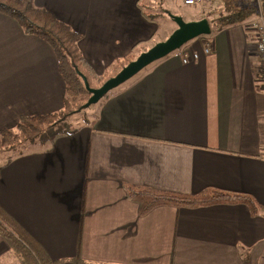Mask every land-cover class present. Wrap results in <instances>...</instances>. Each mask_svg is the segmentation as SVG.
Here are the masks:
<instances>
[{
	"label": "crops",
	"instance_id": "crops-1",
	"mask_svg": "<svg viewBox=\"0 0 264 264\" xmlns=\"http://www.w3.org/2000/svg\"><path fill=\"white\" fill-rule=\"evenodd\" d=\"M135 2L34 0L81 34L80 52L97 77L165 40L164 27ZM251 20L193 38L183 47L199 59L181 63L183 47L169 53L110 90L74 127L7 158L14 165L25 157L28 194L1 206L28 200L29 215L5 211L51 260L264 264V86ZM175 28L165 26L168 35ZM65 96L51 47L0 13V130L62 109ZM13 173L25 176L18 168L0 177ZM129 188L185 196L214 188L247 198L142 213ZM0 264H14L1 236Z\"/></svg>",
	"mask_w": 264,
	"mask_h": 264
},
{
	"label": "trees",
	"instance_id": "trees-1",
	"mask_svg": "<svg viewBox=\"0 0 264 264\" xmlns=\"http://www.w3.org/2000/svg\"><path fill=\"white\" fill-rule=\"evenodd\" d=\"M214 6L199 18L209 20L211 28L209 35L223 27L239 24L256 15L255 6L242 0H215ZM262 12L264 14L263 6ZM0 13L12 17L25 34L37 36L51 47L57 59V71L65 83L66 95L63 108L56 112L20 116L15 125L17 130L15 134L8 128L1 129L0 153L17 149L16 145L19 142L32 141L40 132L48 130L53 124L63 121L64 118L84 107L83 104L87 102L90 94L85 89L80 74L88 82L95 79L100 83H98L99 86L133 60L131 56L116 60L105 75L97 77L93 74L88 62L81 56L77 46L81 34L67 23L57 20L49 11L37 7L34 0H0ZM128 197L137 202L139 212L142 213L164 204L188 208L236 203L247 198L242 194L223 192L214 188L192 196L158 192L146 188H129ZM0 236L8 244L14 264H58L60 261L51 260L41 245L33 241L26 230L2 207H0ZM73 260L74 264H80L78 256Z\"/></svg>",
	"mask_w": 264,
	"mask_h": 264
},
{
	"label": "rangeland",
	"instance_id": "rangeland-1",
	"mask_svg": "<svg viewBox=\"0 0 264 264\" xmlns=\"http://www.w3.org/2000/svg\"><path fill=\"white\" fill-rule=\"evenodd\" d=\"M135 2L136 0H129V2ZM138 5L136 4L135 7H137V10L140 11H144L142 12V14L145 15V17H147L148 19H151L154 25H158L160 27H164V32H166V34H164L163 39H166V37L168 36V33L170 32L169 30L167 31L165 29V26H167L168 24H172L174 25V20L173 18H171V16H177V17H182L184 21L186 22H190L187 21V19H189L190 17H194V18H200V16L202 14H204L205 11H208L210 8L215 7L214 6V2H209V3H203L198 4V5H192L191 7L185 6L183 5V0H138L137 2ZM179 7H178V5ZM176 6L178 8H176ZM198 7L201 12L196 8ZM198 14V15H196ZM195 20V19H194ZM176 26V25H175ZM159 35V34H158ZM206 36V35H205ZM203 36V37H205ZM162 41V40H161ZM80 42V40H79ZM79 42L77 43V46L79 44ZM79 48V46H78ZM150 48V47H149ZM80 51V48H79ZM81 53V52H80ZM82 56V54H81ZM88 82V81H87ZM89 86L96 88L98 86V83L95 79H93L92 81H89ZM100 84V83H99ZM100 86V85H99ZM98 88V87H97ZM86 103V102H85ZM84 105V104H83ZM95 104H91L89 105L87 108L85 107H81L80 110H78L77 112L67 116L66 118L63 119V121L61 122H57L55 124L52 125V127H50L48 130H45L44 132H40L36 138H34L32 141H28L26 143L19 142L16 146L17 149H14L13 151L11 150H7L5 152L0 153V175H4L7 170L10 169H14L17 170L18 168H20L21 170V174L25 175L24 177H15V173H13V177L11 176H2L0 177V206L2 204V202L4 200H8V201H19L21 194H28L27 193V181H26V169H25V157L24 155L22 157H24V161H19L17 163H14V165H10V163H7L8 160L7 158H9L10 156H16V155H20L22 153H24V146H28L27 144L29 142H34V141H40L41 138H43L44 135H51V137L54 135V131H58V132H63L64 130L68 129V128H72L74 127L75 121L83 119V117H86L87 114L91 113V110L93 109V106ZM12 130V133H16L17 130H15V128L10 129ZM20 182V188H18V186H14L12 184H16ZM12 187H16V190H14ZM18 196V197H17ZM17 198V199H16ZM21 204H23L22 202H20ZM4 208V210L12 212L11 216L13 217H17L19 215V213L22 212H26L29 215V205H28V200L26 201V205L21 207V206H16V207H12L7 206H1ZM16 220V219H15ZM17 221V220H16ZM14 262V260H13Z\"/></svg>",
	"mask_w": 264,
	"mask_h": 264
},
{
	"label": "water",
	"instance_id": "water-1",
	"mask_svg": "<svg viewBox=\"0 0 264 264\" xmlns=\"http://www.w3.org/2000/svg\"><path fill=\"white\" fill-rule=\"evenodd\" d=\"M171 18H173L176 28L165 40L157 42L151 48L140 53L138 57L124 65L122 70L107 79L98 88H91L86 78L80 74L85 89L90 94L87 102L83 105L85 108L91 104H96L110 90L119 87L122 83L128 81V79L134 77V75L145 69L147 65L168 56L171 52L181 49L182 46L193 40V38L210 34L211 28L207 18L192 20L190 22L184 21L182 17L171 16Z\"/></svg>",
	"mask_w": 264,
	"mask_h": 264
},
{
	"label": "built area",
	"instance_id": "built-area-1",
	"mask_svg": "<svg viewBox=\"0 0 264 264\" xmlns=\"http://www.w3.org/2000/svg\"><path fill=\"white\" fill-rule=\"evenodd\" d=\"M215 0H183V4L187 6L195 5L197 3H209ZM243 2L253 4L256 9V15L253 17L251 22L248 23L249 29L253 32L255 41V50L259 56L261 65H260V79L261 85L264 86V14L262 12V2L261 0H242ZM211 44L212 42L206 43L204 49L201 53L210 54L211 53ZM200 53L193 51L190 52L187 48H182L181 51V63H188L199 59Z\"/></svg>",
	"mask_w": 264,
	"mask_h": 264
},
{
	"label": "flooded vegetation",
	"instance_id": "flooded-vegetation-1",
	"mask_svg": "<svg viewBox=\"0 0 264 264\" xmlns=\"http://www.w3.org/2000/svg\"><path fill=\"white\" fill-rule=\"evenodd\" d=\"M213 2H214V1H213ZM254 16H255V15H254ZM254 16H252V19H253ZM208 21H209V20H208ZM98 87H99V86H98Z\"/></svg>",
	"mask_w": 264,
	"mask_h": 264
},
{
	"label": "clouds",
	"instance_id": "clouds-1",
	"mask_svg": "<svg viewBox=\"0 0 264 264\" xmlns=\"http://www.w3.org/2000/svg\"><path fill=\"white\" fill-rule=\"evenodd\" d=\"M183 47V46H182Z\"/></svg>",
	"mask_w": 264,
	"mask_h": 264
}]
</instances>
